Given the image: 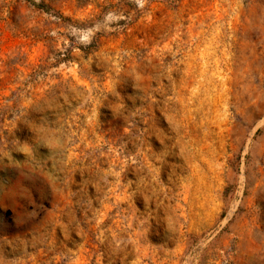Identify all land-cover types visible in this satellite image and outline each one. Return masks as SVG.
Listing matches in <instances>:
<instances>
[{
  "label": "rangeland",
  "instance_id": "rangeland-1",
  "mask_svg": "<svg viewBox=\"0 0 264 264\" xmlns=\"http://www.w3.org/2000/svg\"><path fill=\"white\" fill-rule=\"evenodd\" d=\"M34 1L0 0V264H264V0Z\"/></svg>",
  "mask_w": 264,
  "mask_h": 264
},
{
  "label": "trees",
  "instance_id": "trees-1",
  "mask_svg": "<svg viewBox=\"0 0 264 264\" xmlns=\"http://www.w3.org/2000/svg\"><path fill=\"white\" fill-rule=\"evenodd\" d=\"M27 1H29L30 3H33L34 5H36L39 8H43V9H46L48 11L51 10L50 6H48L46 4H43V3L37 4L34 0H27ZM60 15H62V14H60ZM60 17H63V16H60Z\"/></svg>",
  "mask_w": 264,
  "mask_h": 264
}]
</instances>
